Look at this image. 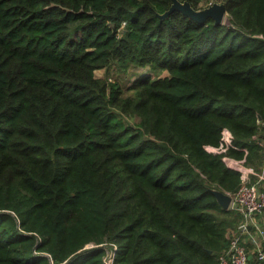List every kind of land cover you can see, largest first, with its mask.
Segmentation results:
<instances>
[{"label": "trees", "instance_id": "obj_1", "mask_svg": "<svg viewBox=\"0 0 264 264\" xmlns=\"http://www.w3.org/2000/svg\"><path fill=\"white\" fill-rule=\"evenodd\" d=\"M218 1L0 0V264H219L212 189L264 161V0Z\"/></svg>", "mask_w": 264, "mask_h": 264}, {"label": "built area", "instance_id": "obj_2", "mask_svg": "<svg viewBox=\"0 0 264 264\" xmlns=\"http://www.w3.org/2000/svg\"><path fill=\"white\" fill-rule=\"evenodd\" d=\"M259 143L264 155V138ZM252 175L256 176L254 180ZM228 208L240 213L241 218L228 230V247L219 255V264H250L253 255L257 264H264V161L259 171L252 167L242 170L240 185L231 194ZM112 257L109 249L104 264H111Z\"/></svg>", "mask_w": 264, "mask_h": 264}, {"label": "water", "instance_id": "obj_3", "mask_svg": "<svg viewBox=\"0 0 264 264\" xmlns=\"http://www.w3.org/2000/svg\"><path fill=\"white\" fill-rule=\"evenodd\" d=\"M179 10L184 15L196 20L197 22H204L207 18L211 17L215 23H223L226 8L223 2L214 0L209 5L204 7L195 8L188 0H172L171 5L167 10L162 13L158 12L160 18L167 17L172 11ZM212 192L216 196L218 203L223 208H228L231 200V194L221 189L213 188Z\"/></svg>", "mask_w": 264, "mask_h": 264}, {"label": "rangeland", "instance_id": "obj_4", "mask_svg": "<svg viewBox=\"0 0 264 264\" xmlns=\"http://www.w3.org/2000/svg\"><path fill=\"white\" fill-rule=\"evenodd\" d=\"M214 0H210V3ZM207 6V5H206ZM223 23H228V14H225V17L223 19ZM130 71H134L135 74L140 73L141 75H145L149 73L148 67H138L135 69H131ZM166 71H162L160 74L164 75ZM96 76L102 77V78H108L110 80H114L117 78L122 79L123 81L127 82V79L129 78V74H124V76L121 75V71L119 66L116 64H111L109 67L106 68H100L95 71Z\"/></svg>", "mask_w": 264, "mask_h": 264}]
</instances>
